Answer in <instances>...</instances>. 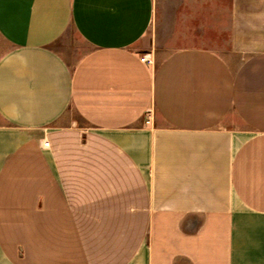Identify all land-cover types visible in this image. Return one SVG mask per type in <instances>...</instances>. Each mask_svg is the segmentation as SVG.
<instances>
[{
	"label": "crops",
	"instance_id": "0c3cea01",
	"mask_svg": "<svg viewBox=\"0 0 264 264\" xmlns=\"http://www.w3.org/2000/svg\"><path fill=\"white\" fill-rule=\"evenodd\" d=\"M158 4L0 0V264H264V0Z\"/></svg>",
	"mask_w": 264,
	"mask_h": 264
},
{
	"label": "rangeland",
	"instance_id": "374dc122",
	"mask_svg": "<svg viewBox=\"0 0 264 264\" xmlns=\"http://www.w3.org/2000/svg\"><path fill=\"white\" fill-rule=\"evenodd\" d=\"M173 1L174 0H157L158 7L156 18L154 21V38L157 46L163 47L167 52L182 45H187V42H181V38L173 34L172 31V16H173ZM227 39L226 36H224ZM63 52L69 49L86 50V45L81 41L77 33L71 28L62 37L57 44Z\"/></svg>",
	"mask_w": 264,
	"mask_h": 264
},
{
	"label": "built area",
	"instance_id": "2783aa9c",
	"mask_svg": "<svg viewBox=\"0 0 264 264\" xmlns=\"http://www.w3.org/2000/svg\"><path fill=\"white\" fill-rule=\"evenodd\" d=\"M140 59H141L142 61L150 62L149 58H148V57H146L145 55H144V56H142ZM47 144H48V142H47V141H45V142H44V145H47Z\"/></svg>",
	"mask_w": 264,
	"mask_h": 264
}]
</instances>
